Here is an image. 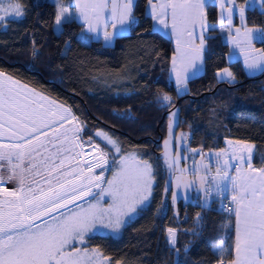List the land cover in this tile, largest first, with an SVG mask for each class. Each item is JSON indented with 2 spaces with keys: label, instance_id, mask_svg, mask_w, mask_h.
<instances>
[{
  "label": "snow or ice",
  "instance_id": "snow-or-ice-1",
  "mask_svg": "<svg viewBox=\"0 0 264 264\" xmlns=\"http://www.w3.org/2000/svg\"><path fill=\"white\" fill-rule=\"evenodd\" d=\"M51 3L56 9L53 27L63 33L65 25L80 23L79 39L84 42L102 39L106 46H112L138 25L136 0ZM213 3L220 9L219 29L228 33L235 50L229 57L242 55L250 76L264 74V49L253 46V41L264 43V28L247 26L250 10L264 15V0H244L242 4L237 0H147L145 15L152 19L153 31L175 39L171 75L178 95L188 91L189 79L204 64L207 42L214 38L211 33L216 25L208 22L206 12V5ZM41 4L42 0H37V6ZM25 15L21 0H8L7 4L0 0V28L7 27L9 16ZM234 17L239 18V27L234 26ZM33 45L36 55L38 48L35 42ZM216 76L218 82H236L228 67L218 69ZM157 99L164 107L172 105L167 93ZM178 115V110L170 112L164 141V166L175 186L173 190L166 184L165 193L172 191L173 205L181 197L187 200L193 188L199 194L200 207H208L217 199L227 200L222 210L234 215L235 223L223 225L224 237L213 249L217 264H264V167L252 163L255 143L228 140L227 149L214 153L184 147L185 153L193 157L199 154L202 159L193 160L191 168L181 167V159L189 157L182 156L180 150L172 154ZM87 128L71 106L57 103L0 70V264H113L99 247H77L74 242L85 245L90 233L103 230L118 234L150 204L155 170L150 160L132 152L120 155L118 161L113 158L111 167L115 170L110 179L106 178L110 153L93 137L115 153H121V146L102 129L85 139ZM178 139L186 145L188 134L181 132ZM208 157L215 159V172L211 161L205 162ZM9 183L15 186L9 188ZM157 212L167 214L164 200ZM196 225L183 231L202 236L200 213L196 214ZM179 231L167 226L165 239L177 257L176 264H187L191 241L183 245L181 258ZM228 254L233 255L231 260L225 259Z\"/></svg>",
  "mask_w": 264,
  "mask_h": 264
},
{
  "label": "trees",
  "instance_id": "trees-1",
  "mask_svg": "<svg viewBox=\"0 0 264 264\" xmlns=\"http://www.w3.org/2000/svg\"><path fill=\"white\" fill-rule=\"evenodd\" d=\"M21 2L26 15L8 17L7 27L0 28V70L71 106L87 124V135L105 130L119 142L122 152H136L150 160L155 170L150 204L118 234L92 233L86 244L99 247L113 264L117 260L176 264L165 239V228L172 226L180 230L181 258L183 245L191 241L187 264H213L218 258L213 249L224 237L223 225L233 226V215L222 212L221 199L200 207L199 202L181 197L173 205L172 191L165 193L166 184L172 188L163 161L167 115L178 110L175 135L188 131L189 147L220 149L225 138L248 140L256 145L253 165L264 167V74L247 75L240 60L228 59V43L215 29L214 38L207 42L204 71L191 77L188 91L178 95L168 76L173 43L153 31L152 19L145 15L147 0H136L137 27L112 46L102 39L81 41L80 23L65 25L63 33L56 31L51 0H42L41 6L37 0ZM206 12L208 20L215 22L216 4L206 5ZM247 23L264 27V15L250 10ZM257 44L264 49V43ZM225 66L235 74V83L218 82L216 72ZM162 93L172 97L170 107L158 101ZM162 200L166 215L157 212ZM197 213L203 217L204 229L202 236L193 237L183 230L196 228Z\"/></svg>",
  "mask_w": 264,
  "mask_h": 264
},
{
  "label": "rangeland",
  "instance_id": "rangeland-1",
  "mask_svg": "<svg viewBox=\"0 0 264 264\" xmlns=\"http://www.w3.org/2000/svg\"><path fill=\"white\" fill-rule=\"evenodd\" d=\"M3 3L4 4H7L8 3V0H3ZM237 3L238 4H242V3H244V1L243 2H239V1H237ZM216 6H217V21H216V25L217 26H219V22H220V9H219V6H218V4H216ZM9 17H11V16H9ZM238 17H234V19H233V24H235V22L234 21H236V19H237ZM239 19V18H238ZM225 26H227V21L225 20ZM56 30V29H55ZM57 31V30H56ZM222 34H223V36H225L226 38H228V33L227 32H222ZM233 35H235V33H233ZM225 67H228V66H225ZM224 67V68H225ZM229 68V67H228ZM6 73V72H5ZM7 75H9V76H11L10 74H8V73H6ZM13 79H15V80H18V79H16V78H14L13 76H11ZM18 81H20V80H18ZM21 82V84H24V85H27V84H25L24 82H22V81H20ZM29 88H31V89H35V88H33V87H31V86H29V85H27ZM37 92H39V93H41L42 95H44V96H46V97H49L50 99H52V100H55V99H53L52 97H50V96H48V95H46V94H43L41 91H39V90H37V89H35ZM57 103H60V104H63V103H61V102H59V101H57V100H55ZM65 105V104H64ZM65 106H67V105H65ZM171 111H176V109H172V110H170L169 112H168V115H167V120H166V136H165V139H167L168 138V123H169V114H170V112ZM103 131H105V130H103ZM94 132V131H93ZM93 132L91 133V134H86L85 132H84V138L86 139L88 136H92L93 135ZM173 132H174V139H173V143H172V154L173 155H175L176 154V151H178V150H180L181 151V155L183 156V155H187L189 158L187 159V160H184V159H181V167H185V166H187V167H189V168H191L192 167V165H193V160H195V161H197V162H199L201 159H202V157L199 155V154H197V155H195L194 157L192 156V154L191 153H185L184 151H183V148L184 147H189V145L187 144L188 143V140H187V142H186V145L184 144V143H182L181 141H179V139H178V137L180 136V133L181 132H184V133H187L188 134V139H189V132L188 131H186V130H180L179 132H177V136L175 135V131H174V129H173ZM113 137V136H112ZM93 139L97 142V143H101V147H104L105 148V150L106 151H108L109 153H110V157H109V159H110V170L109 171H106L105 173H104V175H105V177L106 178H108V179H110L111 177H112V174H113V171L115 170L114 168H112L111 167V161H112V159L113 158H115L117 161L119 160V157H120V155H128L129 153H132V152H122L121 151V153H115L114 152V149H112L111 148V146H105V144L104 143H102L101 142V140L99 139V138H97V137H93ZM113 139H115L114 137H113ZM165 139H164V141H165ZM175 140H176V143H175ZM164 141H163V153H164ZM176 144V145H175ZM179 145V148L177 147ZM191 148V147H190ZM193 148V147H192ZM197 149H200V148H197ZM206 153V152H205ZM211 161V163L213 164L212 165V171H215L214 169H215V161H214V158L213 157H208L206 160H205V162H208V161ZM97 171H99V170H97ZM168 176H169V179H168V183H170L171 185H172V189L173 190H175V186H174V183L173 182H171L172 181V177H171V174L168 172ZM188 179H192V177L191 176H189L188 177ZM7 187H9V188H12V187H14L15 186V184L14 183H9V184H7L6 185ZM189 200L190 201H196V202H198V200H199V194L195 191V189L193 188L192 190H190V192H189ZM183 198V197H182ZM109 198L106 196L105 197V202H107V200H108ZM184 199V198H183ZM187 199V200H188ZM94 233H104V234H112V233H110L108 230H103V231H100V232H94ZM90 234H92V233H90ZM89 234V235H90ZM74 243H76V246L77 247H82V246H87V247H89L87 244H85V245H80L78 242H74ZM89 248H92V247H89Z\"/></svg>",
  "mask_w": 264,
  "mask_h": 264
},
{
  "label": "crops",
  "instance_id": "crops-1",
  "mask_svg": "<svg viewBox=\"0 0 264 264\" xmlns=\"http://www.w3.org/2000/svg\"><path fill=\"white\" fill-rule=\"evenodd\" d=\"M237 1H238V0H237ZM146 4H147V2H146ZM145 10H146V5H145ZM216 21H217V20H216ZM216 21H215V22H211V21L208 20V22H209L210 24H214V25H216ZM234 22H235V24H234L235 27H239V26H240V20H239L238 18H237L236 21H234ZM247 26L250 27V28H251V27L264 28V27L259 26V25L248 24V23H247ZM152 27H153V21H152ZM216 29L222 34V32H221L220 29H219V26L216 25ZM161 33L164 34L166 37H168V38L172 41V43H173V52H172V55H173V53H174V51H175V47H176L175 39H174L173 37H171V35L165 34V33H163V32H161ZM233 33H235V30H234V29H233ZM222 36H223V34H222ZM223 38H224V40L228 43V50H227V53H226L227 58L230 59V60H234V59H238V60H240V62H241L242 65H243V68H244L245 73H246L247 75H249V74L247 73L246 69H245L244 64H243V57H242V55L239 56V58H230V57H229V53H230V51H235V50H233V49L231 48L230 43H229V39L226 38L225 36H223ZM103 42H104V41H103ZM197 43H198V41H197ZM253 46H254L255 48H257V49H263L261 46H259V45L257 44V41H253ZM204 54H205V53H204ZM172 55H171V57H172ZM228 67H229V66H228ZM223 68H224V67H223ZM229 68H230V67H229ZM203 71H204V64H203L201 70H200L196 75L201 74ZM232 72H233V71H232ZM196 75H195V76H196ZM168 76H169V79H170V80L173 82V84L175 85L174 77L171 75V59H170V66H169ZM192 77H194V76H192ZM216 78H217V76H216ZM228 140L236 141V140H241V139L225 138L224 146L221 147L220 149H227V148H228V144L226 143V141H228ZM249 142H250V141H249ZM220 149H209V150H203V151L206 152V153H214V152L219 151ZM214 161H215V159H214ZM233 163H235V162H233ZM212 165H213V164H212ZM214 165H215V164H214ZM255 167H257V166H255ZM257 168H259V167H257ZM214 170H215V169H214ZM213 172H215V171H213ZM233 174H234V173H233ZM234 223H235V216L233 215V225H234ZM233 236H234V232H233ZM232 258H233V255H231V256L229 257L230 260H231Z\"/></svg>",
  "mask_w": 264,
  "mask_h": 264
},
{
  "label": "built area",
  "instance_id": "built-area-1",
  "mask_svg": "<svg viewBox=\"0 0 264 264\" xmlns=\"http://www.w3.org/2000/svg\"><path fill=\"white\" fill-rule=\"evenodd\" d=\"M222 204L223 205H227L228 204V201L227 200H222L221 203H220V208L222 210ZM223 213H225L226 215H231L229 214L228 212H225L222 210ZM226 260H230L229 258L225 257ZM217 261H218V258L215 260V262L213 264H217Z\"/></svg>",
  "mask_w": 264,
  "mask_h": 264
}]
</instances>
